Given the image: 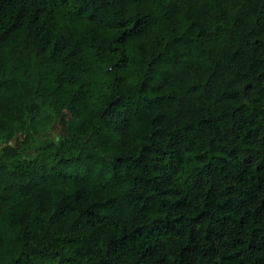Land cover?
Segmentation results:
<instances>
[{
    "label": "trees",
    "instance_id": "trees-1",
    "mask_svg": "<svg viewBox=\"0 0 264 264\" xmlns=\"http://www.w3.org/2000/svg\"><path fill=\"white\" fill-rule=\"evenodd\" d=\"M0 264H264V0H0Z\"/></svg>",
    "mask_w": 264,
    "mask_h": 264
},
{
    "label": "rangeland",
    "instance_id": "rangeland-1",
    "mask_svg": "<svg viewBox=\"0 0 264 264\" xmlns=\"http://www.w3.org/2000/svg\"><path fill=\"white\" fill-rule=\"evenodd\" d=\"M59 132H60V126H59L58 124H55V128H54V130L52 131V135H53V136H56L57 133H59Z\"/></svg>",
    "mask_w": 264,
    "mask_h": 264
}]
</instances>
